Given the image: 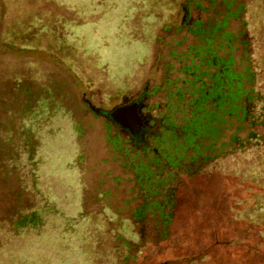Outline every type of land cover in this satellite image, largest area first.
Instances as JSON below:
<instances>
[{
  "label": "rangeland",
  "instance_id": "obj_1",
  "mask_svg": "<svg viewBox=\"0 0 264 264\" xmlns=\"http://www.w3.org/2000/svg\"><path fill=\"white\" fill-rule=\"evenodd\" d=\"M189 1L0 0V264H264V143L248 142L250 128L237 131L233 120L225 137L215 128L212 159L197 171H174L164 188L175 190L174 207L165 212L172 213L173 244L154 252L149 247L156 246L154 225L161 218L137 216L145 200L134 165L154 156L135 152L87 103L111 110L150 90L154 115H164L168 77L183 78L178 71L192 63L185 54L198 44L181 29L183 10L207 23L224 12L205 1L209 11L199 10ZM243 2L255 90L264 99V0ZM240 28L236 20L229 26ZM253 130L264 134V126ZM40 142L47 163L38 173L51 182L52 200L72 220L81 208L83 219L64 236L68 250L54 248L60 237L54 224L43 236L12 241L2 231L30 226L33 211L46 210L33 187L39 163L33 166L26 155L37 161ZM251 224L258 240L246 239ZM17 241L16 251L8 249ZM199 255L202 260L192 263Z\"/></svg>",
  "mask_w": 264,
  "mask_h": 264
},
{
  "label": "trees",
  "instance_id": "obj_2",
  "mask_svg": "<svg viewBox=\"0 0 264 264\" xmlns=\"http://www.w3.org/2000/svg\"><path fill=\"white\" fill-rule=\"evenodd\" d=\"M204 1L208 3L213 12L218 11L220 7L224 8V12H217L215 15L218 17L216 19L211 18L207 23L202 18L194 20L191 14L187 13L189 10H183L185 16L181 29L185 28L189 34L196 37L198 44L191 45L185 54L186 60H191L192 63L190 65L186 64L180 71L183 78L170 81V87H178L176 91H171L172 95L168 97L170 101L168 116L162 128V138L169 136L168 142H173L171 146L176 147L178 145L183 153L178 154V151L171 148L160 149L162 157L155 155L151 163L146 164L143 161L139 166L138 162L134 163L138 172L139 192L145 200V204L139 209L137 216L152 212L154 216L158 215L161 218V221L154 225L155 232L158 234V239L155 241L156 246L152 244L149 247L154 252L162 250L164 246L167 247L169 244H173V241H170L171 233L169 230L172 213L166 214L165 212L167 208L172 209L174 207L175 190L174 187H168L166 191L164 188L166 185L171 184L176 177L174 171L181 168H185L186 171L190 172L197 171L203 163L212 159L211 155L215 153V146L218 144L214 140L218 138H214L215 135L212 131L215 130L214 132H216L217 128L222 129V136L225 137V131L232 128L235 124L234 121H236L239 122L237 131L251 129L247 135L249 143L255 141L257 146L264 143V134L260 135L253 130L258 125L264 126V107H259L264 103V99L255 90L257 74L250 61L252 57L250 49L252 40L248 38V21L243 19L248 6L243 0H190L189 2L196 3L195 7L199 10L208 12L209 10L202 6ZM233 20L240 23V29H229ZM241 48H243V57L237 60L236 52ZM174 55L181 59L175 52ZM255 112L257 115H254ZM231 138L232 143L238 140L236 134ZM68 144L74 146L71 138ZM158 144H160L158 146L164 145L162 142H158ZM42 146L43 143L40 142L35 150L39 157L37 161L33 159V155L29 152H26V155H28L27 159L29 161H33V166L36 164L35 162L39 163V168L33 169L32 172L33 187L39 196L44 197L47 201L48 205L44 206L47 211L45 209L40 213L33 211L30 217L31 219L35 217V220L29 222L30 226L17 225L13 229L10 227L2 231L5 235H8L6 240L12 241L13 239L18 240L20 236H43L48 233L49 229L54 228V224L59 231L57 235L60 236L55 241L57 244L52 243L54 248L68 250L70 249V241L65 239L64 236L72 235L74 231L72 226L75 228L79 225L83 216L80 215L81 208H79L76 210V213H78L75 215L76 219L73 218L72 220L71 216L65 214L66 212L62 211L52 200L51 188L48 187L51 182L38 173L39 169L47 163V154L41 153ZM157 150L159 151V149ZM31 151L33 150L31 149ZM134 151L142 155L143 158L146 157V152L137 151L136 149ZM77 152L76 156L78 155ZM161 158H164V160ZM151 168H154V170H151ZM163 169L168 172L167 176H162L161 171ZM53 178L55 176L52 175L51 179ZM57 179L60 181L58 177ZM40 188H43V190H40ZM161 196L163 201H157L156 198ZM54 220H57L56 222L59 225L53 223ZM256 230L255 225L251 224L246 239L251 240L253 237L258 240ZM14 243L13 245L9 244L8 249L13 246V250L16 251L19 243L18 241ZM130 243L128 241L126 244L130 245ZM6 245L7 243L2 244L3 247ZM128 257H125V259L127 260ZM202 258L200 255L191 257V261L194 263L201 261Z\"/></svg>",
  "mask_w": 264,
  "mask_h": 264
},
{
  "label": "flooded vegetation",
  "instance_id": "obj_3",
  "mask_svg": "<svg viewBox=\"0 0 264 264\" xmlns=\"http://www.w3.org/2000/svg\"><path fill=\"white\" fill-rule=\"evenodd\" d=\"M182 69L183 67L178 72H180ZM168 78L169 79L167 81L169 84L165 86L163 91L169 97L170 95H172L171 91H176L178 86L170 87V81L174 79L172 77ZM153 94L154 93L149 90L148 92L144 94L142 93L137 97H125L123 98L120 105L114 107V109L111 110L97 109L91 105L90 101H87V103L91 106L94 113L98 114L101 117L103 116L106 120H108V127L111 126L118 130L119 138H121L120 135L122 134L125 143L131 144V146H133V148L137 151L146 152V156L152 154L154 157L155 155L162 157V151H160V147L158 146L160 144H158V142L164 143L166 148H171L172 150L178 151V154H181L183 153V151L179 149L180 147L178 145H176V147L171 146L173 142H168L169 136L165 137L164 139L162 138V128L164 125V121L168 116L167 113L170 102L168 100L169 98L167 97L168 101H166V112L164 113V115H154V112L157 111L158 107H154L150 103V99H152L151 97L153 96ZM118 108L125 109L124 113L128 116L129 120L128 125L123 126L115 120L113 113ZM155 148L159 149V151ZM161 159L164 160V158Z\"/></svg>",
  "mask_w": 264,
  "mask_h": 264
},
{
  "label": "water",
  "instance_id": "obj_4",
  "mask_svg": "<svg viewBox=\"0 0 264 264\" xmlns=\"http://www.w3.org/2000/svg\"><path fill=\"white\" fill-rule=\"evenodd\" d=\"M124 108H118L114 113L113 116L117 122L121 125L126 126L129 123L128 116L124 113Z\"/></svg>",
  "mask_w": 264,
  "mask_h": 264
}]
</instances>
